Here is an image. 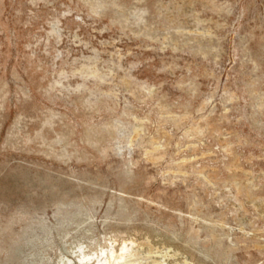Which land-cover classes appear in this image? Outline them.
<instances>
[{
	"label": "rangeland",
	"instance_id": "374dc122",
	"mask_svg": "<svg viewBox=\"0 0 264 264\" xmlns=\"http://www.w3.org/2000/svg\"><path fill=\"white\" fill-rule=\"evenodd\" d=\"M0 264H264V0H0Z\"/></svg>",
	"mask_w": 264,
	"mask_h": 264
}]
</instances>
